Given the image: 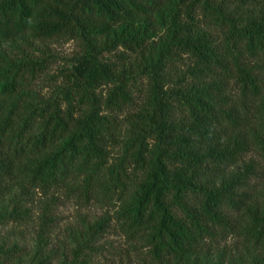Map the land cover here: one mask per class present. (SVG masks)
<instances>
[{"label": "trees", "instance_id": "16d2710c", "mask_svg": "<svg viewBox=\"0 0 264 264\" xmlns=\"http://www.w3.org/2000/svg\"><path fill=\"white\" fill-rule=\"evenodd\" d=\"M25 37L81 52L48 95L44 60L0 54V225L37 192L115 209L156 264H224L206 246L246 206L264 240V206L247 202L256 165L236 166L264 158V0H0V43Z\"/></svg>", "mask_w": 264, "mask_h": 264}, {"label": "rangeland", "instance_id": "374dc122", "mask_svg": "<svg viewBox=\"0 0 264 264\" xmlns=\"http://www.w3.org/2000/svg\"><path fill=\"white\" fill-rule=\"evenodd\" d=\"M162 32L163 29H160L156 34ZM156 39L154 37L153 40ZM80 52L81 47L77 41L62 38L34 40L25 37L0 43V54L7 58L24 56L46 62V69L37 81L38 90L43 95H48L55 85L62 82V72L71 67L72 60ZM125 55L126 64L138 60L137 55L129 52ZM136 102V107L130 108L129 113L140 107V97ZM250 162L256 165V173L249 182L247 202L262 208L264 158L251 151L236 166L241 167ZM23 207L27 211L26 217L17 221H5L0 225V245L3 244L5 250L16 249L6 256H0V264H32L31 259L38 248L40 251L35 260H43V264H76L77 261L86 264H156L150 257L148 247L119 229L113 219V208L93 202L84 204L62 194L52 197L37 192L27 198ZM247 207L230 213L233 218L241 216L230 231H215L216 237L206 246V249L209 248L210 262L220 260L224 264H257L258 260L264 261V240L255 243L246 230L248 222L244 212ZM44 215L50 221L41 229ZM106 218H109V222L104 233L90 241L89 249L78 250V245L88 240L84 233L86 225Z\"/></svg>", "mask_w": 264, "mask_h": 264}]
</instances>
